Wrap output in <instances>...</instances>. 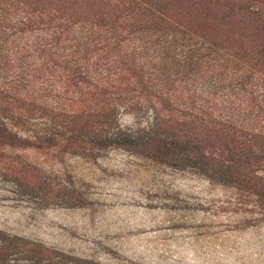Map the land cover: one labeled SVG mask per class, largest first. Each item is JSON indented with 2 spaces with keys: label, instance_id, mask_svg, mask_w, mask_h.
I'll return each instance as SVG.
<instances>
[{
  "label": "trees",
  "instance_id": "obj_1",
  "mask_svg": "<svg viewBox=\"0 0 264 264\" xmlns=\"http://www.w3.org/2000/svg\"><path fill=\"white\" fill-rule=\"evenodd\" d=\"M209 1V11L219 5L200 3ZM228 4L219 26L241 15L258 38L247 48L211 39L188 15L179 21L181 12L147 0H0V114L46 120L53 129H45H64L66 138L88 136L92 150L183 157L264 204V0ZM230 53L247 55L235 65ZM78 95L86 108L75 105ZM121 108L152 114L150 140L120 124ZM0 137L14 144L4 124ZM0 264L98 263L0 229Z\"/></svg>",
  "mask_w": 264,
  "mask_h": 264
},
{
  "label": "rangeland",
  "instance_id": "obj_2",
  "mask_svg": "<svg viewBox=\"0 0 264 264\" xmlns=\"http://www.w3.org/2000/svg\"><path fill=\"white\" fill-rule=\"evenodd\" d=\"M147 1L181 12L179 21L188 15L195 28L217 36L211 39L235 43L234 50L258 40L239 14L222 33L229 0H216L210 11V1ZM230 54L235 65L247 55ZM87 104L75 97L76 106ZM151 115L121 108L118 120L144 142ZM29 119L0 114V125L14 132V144L0 137L1 230L98 264H264V204L251 191L205 175L183 157L92 150L88 136L66 138V130L53 133L46 120Z\"/></svg>",
  "mask_w": 264,
  "mask_h": 264
}]
</instances>
